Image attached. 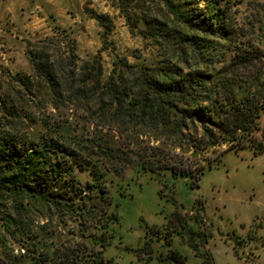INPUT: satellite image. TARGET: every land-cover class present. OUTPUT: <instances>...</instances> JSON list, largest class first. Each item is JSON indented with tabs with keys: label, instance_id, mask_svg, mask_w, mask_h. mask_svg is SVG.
<instances>
[{
	"label": "trees",
	"instance_id": "trees-1",
	"mask_svg": "<svg viewBox=\"0 0 264 264\" xmlns=\"http://www.w3.org/2000/svg\"><path fill=\"white\" fill-rule=\"evenodd\" d=\"M205 2L119 0L130 29L156 43L169 40L180 62L168 53L158 65L117 56L104 77L102 64L79 66L73 50L59 47L68 67L53 59V38L27 50L32 73L12 75L0 90V264H120L107 255L121 222L109 189L113 174L134 166L200 178L220 158H193V168L174 158L224 143L226 150H264V0H249L248 21L238 15V0ZM87 11L108 33L109 17ZM42 88L55 113H41L32 97ZM68 105L84 113L83 125L69 116L54 121ZM167 235L164 244L172 246ZM142 247L153 251L149 242ZM177 256L171 251L164 260Z\"/></svg>",
	"mask_w": 264,
	"mask_h": 264
},
{
	"label": "rangeland",
	"instance_id": "rangeland-1",
	"mask_svg": "<svg viewBox=\"0 0 264 264\" xmlns=\"http://www.w3.org/2000/svg\"><path fill=\"white\" fill-rule=\"evenodd\" d=\"M238 1L240 19L248 21L249 0ZM20 3L18 14L10 11L6 19H0V90H8L12 75L32 73L27 50L38 49L37 44L48 38L54 39L49 53L61 65L68 67L69 58L61 51L58 53L59 47L67 53L73 50L79 66L86 62L102 64L104 77L117 56L139 65H158L164 60L162 54L167 53L173 61H181L170 48L169 40L156 43L132 31L119 0H20ZM205 3L200 0V7H205ZM87 7L109 17L105 22L110 27L108 33L106 26L88 13ZM159 14L165 16L163 12ZM169 23V29L176 27L171 20ZM41 90L37 96L32 95L42 103L41 113H55L56 109L48 102L49 94L44 88ZM96 111L94 106L93 112ZM81 115L82 111L68 105L63 116L55 117L54 121L69 116L76 124L84 121ZM260 121L259 137L264 140V114ZM228 146L224 143L197 154L191 148L185 152L190 158H174L191 164L192 168L194 159L204 163L220 158L200 178L174 175L170 171L143 173L134 166L113 174L109 189L120 202L121 222L107 255L120 264H206V261L264 264V150L259 152L250 146L226 150ZM159 233H162L160 240ZM164 234H168L172 246L164 244ZM3 238L0 231V257L5 254ZM146 242L153 251H138ZM171 251L179 255L176 260H164ZM140 256L142 259H138Z\"/></svg>",
	"mask_w": 264,
	"mask_h": 264
},
{
	"label": "crops",
	"instance_id": "crops-1",
	"mask_svg": "<svg viewBox=\"0 0 264 264\" xmlns=\"http://www.w3.org/2000/svg\"><path fill=\"white\" fill-rule=\"evenodd\" d=\"M20 4V0H0V19H6L10 11L18 14Z\"/></svg>",
	"mask_w": 264,
	"mask_h": 264
}]
</instances>
